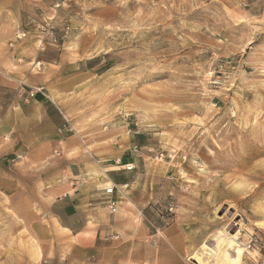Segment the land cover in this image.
I'll return each instance as SVG.
<instances>
[{"label":"rangeland","instance_id":"rangeland-1","mask_svg":"<svg viewBox=\"0 0 264 264\" xmlns=\"http://www.w3.org/2000/svg\"><path fill=\"white\" fill-rule=\"evenodd\" d=\"M35 1L18 30L0 0V75L28 36L63 47L51 98L74 131L138 146L95 244L93 223L73 237L51 217L39 168L5 167L0 264H201L222 234L242 240L240 264H264V0Z\"/></svg>","mask_w":264,"mask_h":264},{"label":"crops","instance_id":"crops-1","mask_svg":"<svg viewBox=\"0 0 264 264\" xmlns=\"http://www.w3.org/2000/svg\"><path fill=\"white\" fill-rule=\"evenodd\" d=\"M41 3L13 0L16 29H22V12L35 26ZM33 38L26 37L15 47L18 50L12 51L13 60L21 56L22 63L0 75V173L7 172L5 167L11 170L28 164L39 168L38 176L52 196L48 204L51 217L73 237L93 223L89 242L95 244L105 227L107 200H115L119 187L131 182V171L122 166L135 162L132 150L138 146L137 136L128 134L99 145L98 140L74 131L64 110L51 98L54 91L61 90L59 80L67 78V53L49 43L40 48ZM40 86L46 89L44 94L26 97L30 88ZM89 142L91 147L87 148ZM8 173L3 180L10 184ZM104 184L113 186L109 196ZM115 211H121V206ZM149 264L166 263L159 259Z\"/></svg>","mask_w":264,"mask_h":264},{"label":"bare ground","instance_id":"bare-ground-1","mask_svg":"<svg viewBox=\"0 0 264 264\" xmlns=\"http://www.w3.org/2000/svg\"><path fill=\"white\" fill-rule=\"evenodd\" d=\"M221 236L219 242L213 248L207 240L205 241L201 255L197 256L201 264H240L243 255L242 240L240 241L235 236H226L224 234ZM208 260H211V263Z\"/></svg>","mask_w":264,"mask_h":264},{"label":"built area","instance_id":"built-area-1","mask_svg":"<svg viewBox=\"0 0 264 264\" xmlns=\"http://www.w3.org/2000/svg\"><path fill=\"white\" fill-rule=\"evenodd\" d=\"M59 2H60V0H56V2H55V4H54V7L59 6ZM38 27H40V30H41L40 34H43L44 37H45L46 35L50 34L49 32H50L51 29H52V26L49 25V23L47 22V20H43L42 22H39ZM53 41H55L54 38H53ZM37 93H42V94H44V89H43V87L30 88V89L28 90V92L26 93V97H27V98H33V97H35V95H36ZM133 167H134L133 164H124V165L122 166V168L125 169V170H131V169H133ZM112 190H113V186H112V185L109 186V187L104 188V192H105V194H107L108 196L112 193ZM115 203H116L115 200H112L111 198H109V199L107 200V206H108L110 212H114V209H115ZM252 245H254V240H253V239H249L248 242H247V244H246V247H247V248H250Z\"/></svg>","mask_w":264,"mask_h":264},{"label":"snow or ice","instance_id":"snow-or-ice-1","mask_svg":"<svg viewBox=\"0 0 264 264\" xmlns=\"http://www.w3.org/2000/svg\"><path fill=\"white\" fill-rule=\"evenodd\" d=\"M261 227H264V224H262Z\"/></svg>","mask_w":264,"mask_h":264}]
</instances>
